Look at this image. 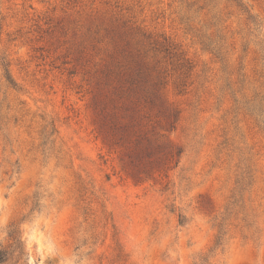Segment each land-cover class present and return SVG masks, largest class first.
<instances>
[{"label": "rangeland", "instance_id": "374dc122", "mask_svg": "<svg viewBox=\"0 0 264 264\" xmlns=\"http://www.w3.org/2000/svg\"><path fill=\"white\" fill-rule=\"evenodd\" d=\"M0 251L264 264V0H0Z\"/></svg>", "mask_w": 264, "mask_h": 264}, {"label": "trees", "instance_id": "16d2710c", "mask_svg": "<svg viewBox=\"0 0 264 264\" xmlns=\"http://www.w3.org/2000/svg\"><path fill=\"white\" fill-rule=\"evenodd\" d=\"M5 74H6V78L11 81V78L8 74V71L7 69H5ZM220 243V236H218V238L216 239V244H219ZM14 251H16L18 253V255H21L22 254V247H21V242L16 240V242L14 243ZM6 260V257H5V254L3 251H0V263L5 261ZM196 264H201V262L199 263H196Z\"/></svg>", "mask_w": 264, "mask_h": 264}]
</instances>
